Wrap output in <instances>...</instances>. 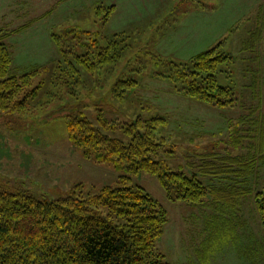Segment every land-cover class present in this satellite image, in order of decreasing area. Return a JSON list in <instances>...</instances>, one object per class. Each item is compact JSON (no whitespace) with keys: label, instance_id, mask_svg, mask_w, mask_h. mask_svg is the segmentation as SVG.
I'll return each mask as SVG.
<instances>
[{"label":"rangeland","instance_id":"1","mask_svg":"<svg viewBox=\"0 0 264 264\" xmlns=\"http://www.w3.org/2000/svg\"><path fill=\"white\" fill-rule=\"evenodd\" d=\"M54 2L52 17L40 23L34 33H26L23 42L29 44L27 53L19 54L25 51L24 47L12 49L14 72L24 74L34 67L52 70L34 77L31 90L40 85L42 88L37 91V98L29 100L25 120L0 121V186L52 201L66 197L77 185H82L83 193L98 192L105 186H121L122 176H129L126 187L144 189L168 213L164 235L155 246L168 264H264V228L254 197L246 198L238 218H231L221 233H215L214 243L207 227L210 217L216 214L214 208L174 203L158 177L148 172L130 176L85 160L68 138L63 117L66 110L60 111L63 105L75 106L84 100V112L92 121L101 113L118 125L138 117L166 118L168 126L160 137L167 139L170 148L176 147L174 153L162 154L160 160L173 171L189 177L197 175L210 188L235 183L238 179L234 177L203 175L200 166L209 157L219 162L223 157L246 154L257 130L252 122L258 126L257 120H264V0ZM54 2L42 0L33 15H41L47 7L52 9ZM48 29L56 35L70 30L101 38L117 34L122 36L126 48L115 64L94 75L78 67L84 84L76 88L74 79L53 70L56 63L44 44ZM219 44L233 58L221 66L218 82L234 90L238 100L234 109L220 110L197 103L178 94L163 78L171 62L188 61ZM251 65L258 67L262 75L260 98L246 88L252 77L249 70L255 69ZM122 89L126 91L123 98ZM251 107L258 111L252 112ZM240 117H246L242 124ZM237 131L247 137L243 145L234 141ZM109 135L127 142L122 131ZM246 183L254 192L263 188L264 163L258 164Z\"/></svg>","mask_w":264,"mask_h":264},{"label":"trees","instance_id":"2","mask_svg":"<svg viewBox=\"0 0 264 264\" xmlns=\"http://www.w3.org/2000/svg\"><path fill=\"white\" fill-rule=\"evenodd\" d=\"M24 29L26 26L0 29V121L6 123L25 120L29 100L37 98V91L42 88L40 85L31 90L34 77L52 70L34 67L24 74L13 71L7 40ZM51 39L58 53L53 70L74 79L76 88L84 84L78 67L94 75L115 64L126 48L122 36L117 34L101 38L90 32L70 30L62 35L53 34ZM231 60L232 56L219 44L188 61L171 62L163 78L178 94L197 103L220 110L234 109L238 105L234 90L218 82L221 66ZM125 92L121 90V98ZM259 93L256 85L253 94L260 98ZM86 107L84 100L75 106L60 107V111L66 110L63 117L68 138L85 160L111 166L130 176L148 172L158 177L174 203L214 208L216 214L210 217L207 226L214 243L215 233H221L227 221L232 222L231 218H238L241 204L248 197H254L255 210L264 228V185L254 192L246 183L258 164L264 163L263 118L257 120L259 128L252 122L257 130L246 154L223 157L219 162L211 157L202 160L203 175L238 179L226 186L210 188L197 175L189 177L173 171L159 159L162 154L174 153L176 147L170 148L167 139L160 137L168 126L166 118L138 117L131 123L118 125L107 121L102 113L95 121L90 120L84 112ZM244 120L246 117H240L238 121L242 124ZM116 131H122L127 142L109 135ZM247 131L254 133L252 129ZM236 136V145H243L247 137L238 131ZM127 179L130 177L122 176L121 186H105L91 193H83L82 185H77L66 197L52 201L0 186V264H168L165 256L155 249L169 222L168 213L144 189L126 187ZM239 225L240 222L236 227Z\"/></svg>","mask_w":264,"mask_h":264},{"label":"crops","instance_id":"3","mask_svg":"<svg viewBox=\"0 0 264 264\" xmlns=\"http://www.w3.org/2000/svg\"><path fill=\"white\" fill-rule=\"evenodd\" d=\"M32 1L33 0H0V29L15 30L20 27L26 26V29L11 36L7 40V44L11 49L12 57H14L12 52L13 48L17 50L18 48L24 47L25 51H21L19 54L22 55L27 53L26 50L29 48L27 47L29 46V44L27 42H23V40L26 39V33H34L38 29V25L42 22L48 21V19H50L54 13L53 9L56 5V3L54 2L55 0H51L54 2L51 7L52 9L47 7V9L43 13H41V15H33V12H35L34 9L36 7L41 6L42 0H35L34 3H32ZM59 3H57V5ZM35 28L36 30H34ZM45 35L47 37V39H45L47 42L44 41V44H46L47 49L51 51V56L55 62L56 58L58 57L57 49L55 47V44L53 43V40L51 39L53 33H51L48 29ZM14 39L16 40L14 41ZM251 67L255 69H252V71L249 70V73L252 74V77L250 79L251 82L246 85V88L247 90L251 91L252 94L254 88L256 89L257 85V89L258 91H260L259 94H261L262 85L260 84V81L262 80V75L260 74V70L258 67L256 68L252 65ZM259 77H261V80Z\"/></svg>","mask_w":264,"mask_h":264}]
</instances>
